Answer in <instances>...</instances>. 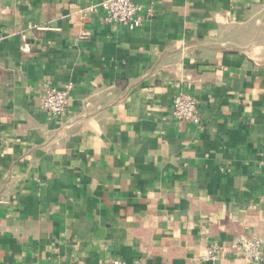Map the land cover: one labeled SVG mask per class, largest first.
I'll use <instances>...</instances> for the list:
<instances>
[{
  "label": "crops",
  "instance_id": "1",
  "mask_svg": "<svg viewBox=\"0 0 264 264\" xmlns=\"http://www.w3.org/2000/svg\"><path fill=\"white\" fill-rule=\"evenodd\" d=\"M102 1L0 0V264H255L228 245L264 249V0H138L132 30Z\"/></svg>",
  "mask_w": 264,
  "mask_h": 264
},
{
  "label": "built area",
  "instance_id": "2",
  "mask_svg": "<svg viewBox=\"0 0 264 264\" xmlns=\"http://www.w3.org/2000/svg\"><path fill=\"white\" fill-rule=\"evenodd\" d=\"M100 9L104 12V19L107 22L118 23L132 30L139 27L144 17L153 16L152 8L146 7L138 0H103ZM97 11L96 6H87L84 13ZM72 90L70 82L61 87L49 86L45 88L41 100V110L47 112L53 118L64 117L69 95ZM172 116L181 121L200 124L201 118L197 109V100L188 93H178L174 96L171 108ZM229 250L240 259L255 264H264V249L261 240L256 236L239 237L231 241ZM221 249L217 243L208 245L201 256L204 261L214 262ZM97 264H123L119 259L100 261Z\"/></svg>",
  "mask_w": 264,
  "mask_h": 264
}]
</instances>
